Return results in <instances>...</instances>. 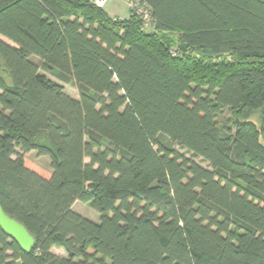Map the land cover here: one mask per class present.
I'll return each instance as SVG.
<instances>
[{
    "label": "trees",
    "instance_id": "trees-1",
    "mask_svg": "<svg viewBox=\"0 0 264 264\" xmlns=\"http://www.w3.org/2000/svg\"><path fill=\"white\" fill-rule=\"evenodd\" d=\"M142 1L0 0V264H264V0Z\"/></svg>",
    "mask_w": 264,
    "mask_h": 264
},
{
    "label": "rangeland",
    "instance_id": "rangeland-1",
    "mask_svg": "<svg viewBox=\"0 0 264 264\" xmlns=\"http://www.w3.org/2000/svg\"><path fill=\"white\" fill-rule=\"evenodd\" d=\"M105 11H107L108 15L112 18L119 17L121 19H126L129 16V11L127 5L124 2L118 0H109L105 7ZM34 62L41 66V61L38 58H33ZM41 72L47 74L43 68H41ZM0 73H3L0 70ZM49 78L56 82H60L54 75L47 74ZM61 83V82H60ZM65 88V92L76 99H79V93L77 88L73 84H63ZM241 118H247L253 120L256 124H260L261 122V111H252V110H245L241 112ZM232 119V114L228 110H223L221 113L218 114L217 120L219 125L226 126L229 125V120ZM234 119V118H233ZM234 121V120H233ZM232 123V122H231ZM166 144H169L168 141L164 139ZM174 150H177L180 154L186 156L187 158H191L192 154L188 153L186 150L181 149L177 145H172ZM29 157L34 161L35 164L50 169V159L47 157H39L36 152H32L29 154ZM195 162L200 164L201 166L208 168V163L203 161L201 158H193ZM88 162V160H87ZM74 210L84 216L85 218L90 219L93 222L98 223L100 220V214L94 211L91 206L87 203L77 202L74 206ZM52 252L59 257H67V252L62 247H54Z\"/></svg>",
    "mask_w": 264,
    "mask_h": 264
},
{
    "label": "water",
    "instance_id": "water-1",
    "mask_svg": "<svg viewBox=\"0 0 264 264\" xmlns=\"http://www.w3.org/2000/svg\"><path fill=\"white\" fill-rule=\"evenodd\" d=\"M0 227L1 229L13 238L19 246L25 251L30 252L35 246V238L30 234L27 228L10 217L0 204Z\"/></svg>",
    "mask_w": 264,
    "mask_h": 264
},
{
    "label": "built area",
    "instance_id": "built-area-1",
    "mask_svg": "<svg viewBox=\"0 0 264 264\" xmlns=\"http://www.w3.org/2000/svg\"><path fill=\"white\" fill-rule=\"evenodd\" d=\"M89 2L91 5H94L98 8H105L109 0H84ZM124 2L127 5L129 15L138 16L141 18L145 25L150 24V11L149 8L142 0H118Z\"/></svg>",
    "mask_w": 264,
    "mask_h": 264
},
{
    "label": "crops",
    "instance_id": "crops-1",
    "mask_svg": "<svg viewBox=\"0 0 264 264\" xmlns=\"http://www.w3.org/2000/svg\"><path fill=\"white\" fill-rule=\"evenodd\" d=\"M107 12V11H106ZM5 41H7V42H9L8 40H5ZM10 43V42H9Z\"/></svg>",
    "mask_w": 264,
    "mask_h": 264
}]
</instances>
